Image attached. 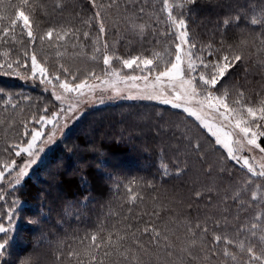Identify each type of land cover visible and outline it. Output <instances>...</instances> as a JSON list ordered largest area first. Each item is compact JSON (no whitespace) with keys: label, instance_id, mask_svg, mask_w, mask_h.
Masks as SVG:
<instances>
[{"label":"trees","instance_id":"16d2710c","mask_svg":"<svg viewBox=\"0 0 264 264\" xmlns=\"http://www.w3.org/2000/svg\"><path fill=\"white\" fill-rule=\"evenodd\" d=\"M30 3L33 7L23 10L32 13L37 37L48 29L80 30L77 48L68 47L65 52L61 46L59 51L65 54L60 57L56 55L57 48L50 46L57 43L55 33L51 42L31 46L53 74L58 61L62 63L66 56L76 52L91 56V40L97 36L98 21H92V27L83 23L97 11L89 0H30ZM57 3L63 7H57ZM103 3L113 6L103 12L107 35L100 38V44L106 39L111 46L120 39L116 43L129 47L131 51L126 53L129 55H141L142 51L149 55L172 46L173 37L164 36L171 28L162 10L163 0H103ZM19 5L20 0H0V16L4 17L0 26L8 24V17L15 18ZM141 8L145 10L143 13ZM176 11L180 14L181 10ZM125 15L134 16L136 24L147 26L143 38L129 28L123 19ZM184 17L190 38L198 48L213 44L216 55L208 57L205 52L206 59L215 60L240 45L244 59L225 77L231 101L239 91L244 92L251 104L264 100V0H197L188 6ZM229 18L231 22L225 26L224 20ZM253 19L258 22L253 24ZM84 31H89L91 39H83ZM15 35L17 43L0 41V64L22 58L24 49L30 47L22 21H17ZM21 39L24 44L19 43ZM241 41L246 43L241 45ZM193 52L201 54L196 49ZM29 71L16 65L13 69H0V145L8 150L14 144L8 139L10 130H23L27 125L26 130L31 131L39 117L51 115L55 107L50 102V93L41 84L31 82ZM126 107H106L86 115L75 124L61 147L8 194L4 201H16L13 207L20 223L13 234L0 235V242L7 241L0 264H89L90 251L95 255V264L101 261L103 264H183L182 230L192 220L182 218L192 214L197 218V211L187 215L186 198L181 194L188 171L180 175L176 172L183 165L189 166L194 158L177 156L166 139L154 132L142 134L143 126L135 122L141 111ZM125 111L128 113L123 114ZM260 143L264 146V138ZM2 157L8 161L7 155ZM4 165L6 162L0 161V166ZM132 197H136L135 201ZM0 208L4 212L5 206ZM129 226L132 231L140 229L137 237L142 248L130 235L119 242V247L108 245L109 235L116 244L119 236L128 233ZM145 226H155L167 239H152L143 233ZM93 234L104 247L89 249Z\"/></svg>","mask_w":264,"mask_h":264},{"label":"snow or ice","instance_id":"6c2138e0","mask_svg":"<svg viewBox=\"0 0 264 264\" xmlns=\"http://www.w3.org/2000/svg\"><path fill=\"white\" fill-rule=\"evenodd\" d=\"M197 3V0H178V3L170 4L169 0H163V11H167V23L173 31L165 33L174 37L175 49L172 53V57L165 59L166 50L164 53L160 51H153L151 57L142 56V55H133L127 58H121L120 56L115 55L110 51V45L107 43L106 39L104 40L102 46L100 44V38L106 37L107 27L104 22L103 12L107 8H111L113 3L105 5L103 0L100 3H97V0H89V4L92 8L97 9L89 19L83 21L84 24H87L89 27H92V21H98V33L95 39L91 40L93 45V54L90 56V59L95 61L97 59V54H100L103 64L108 66L110 73L106 72L105 75H111L116 78L115 82L110 80H104L100 76H97L95 72H89L88 77L94 80H100L101 85H109L116 96H121V89L115 87V83H123L128 89H135V94H132L131 91L127 95L121 96V98L127 99H145V100H156L162 104H170L173 108L182 109L183 112L187 113L189 116L194 117L200 124L215 137V143L221 145L227 151V158L235 161L237 164L243 161V166L247 168L248 172L253 175H259L264 177V163L259 165L260 171L257 172L255 167L250 163L248 157H240L236 155L235 145H240L239 150H244V147H247L248 151L258 150L260 153H264V146L258 142L259 138L264 137V100L259 101L256 104L249 103L244 96L243 91H239L237 98L229 102L230 97V88L227 87V81L225 77L230 72V70L235 67V65L241 62L244 59L243 51L239 50L240 45H237L236 49H229L228 54H222L217 56L215 60L206 59L203 53H207L208 57L216 55L213 51V44H208L205 48H198L196 43H193L190 38V31L186 23V18L184 13L188 11V6L194 5ZM33 5L30 3V0H20V5L18 6V11L15 12V18L8 17V24L0 26V41L8 44L17 43V38L15 35V27L17 21H22L23 31L27 36V44L30 47H26L22 53V58H16L14 60L6 61V64H0V69H13V66L16 65L20 68H29L31 78L35 79L39 77V82L41 84L51 85L53 89L59 87L62 89V93L57 95L53 91V95L56 100L69 99L72 102L69 104L67 112L64 108H60L59 112L54 113L53 116L55 119L59 120L61 114L68 115L73 111L74 105H78L81 100L83 102H90L95 96L94 89L100 87L99 85L89 84L88 78L79 79L78 72H73L65 64L58 61V68L53 74L52 71L46 66V62H42L38 59L35 47H31L39 43L43 45L45 41L51 42L55 33L57 43L51 45L57 48L56 55L57 57L63 56L67 51L68 47L73 49L77 48L80 36L78 35L79 29H61L56 31L55 29H48L43 34L37 35L34 32V22L32 20V13L25 12L24 8H32ZM57 7H63L61 3H57ZM173 7L180 9V14H173ZM144 8L140 9V12L143 13ZM4 19L3 16H0V21ZM125 21L128 22L129 28L135 32L141 38L144 37L146 32V25L136 24L134 16L125 15L123 17ZM231 22V18L224 20V25L227 26ZM253 24H256L258 21L253 19L251 21ZM118 23V22H117ZM11 33V35H10ZM84 40H89L90 34L89 31H84L82 33ZM68 37H72V40H67ZM75 41V42H73ZM20 44H24L23 39L19 40ZM246 43L241 41V45ZM223 44V40L221 41ZM63 46L65 52L59 51V48ZM193 49H196L200 52V55H196L193 52ZM79 55V53H77ZM113 60L120 61L123 68L139 70L141 75H121V72L117 70L112 62ZM30 61V65L28 63ZM69 77L71 78L69 80ZM79 80V82L73 83L74 81ZM144 81V86H139L136 82ZM223 81V83H222ZM132 82V83H129ZM219 85V87H218ZM88 88V92L84 91L85 88ZM101 91H106L107 89L101 88ZM66 94H78V98L75 100L72 99L70 95ZM100 102H103V98L100 99ZM194 103L197 107H189V104ZM15 107V105H12ZM47 112V109H44ZM207 111L208 113H215L217 118L222 122H227L225 125L221 123L219 127H214L213 124L208 123L206 118L202 113ZM250 120L245 118V114ZM45 122L52 123L47 116H40L37 123ZM225 127H231L233 132H236L234 137L233 132L224 131ZM27 128V125H25ZM256 129V130H254ZM24 137H30V139H25L22 143L26 146H21V143L10 144L9 148L15 152V156L19 157L21 153H27L29 159L27 163L20 166L18 172L16 173V178L14 183L19 184L20 179L27 175V169L34 164L35 153L37 148V142L40 140L44 133L38 129L33 128L31 132L25 131L23 133ZM55 132H51L47 137L45 142L53 139ZM197 151L200 150V145L197 143L192 145ZM39 151H43V148H40ZM254 159V157H253ZM264 160V156L261 157ZM16 166V161L11 160L10 164L5 167L10 171L13 167ZM165 171L167 168L165 166ZM181 170L178 169L176 175H180ZM5 178V172L0 170V180ZM207 191H212L211 188L206 189ZM196 197L199 198L201 193L196 192ZM240 193L237 192L236 196H239ZM253 200L257 199V194L253 192L251 194ZM135 201L136 197L131 198ZM211 207V205H209ZM11 219V217H10ZM257 220L260 219L259 216L256 217ZM257 224H252L251 228H257ZM195 228H201L200 224H196ZM8 228H6L2 223H0V233H6ZM140 229L136 228L135 231L131 230L129 226V231L126 235L119 236L116 244H113L112 237L109 235L107 243L113 247H119V242L124 241L130 235L133 242L137 243L138 247L142 248L143 245L139 243L137 232ZM187 231L192 234L193 239L191 240V245L195 246L197 241L195 237L197 233L193 230L192 226L187 227ZM202 233L207 234L208 228L203 227L201 229ZM143 233L148 234L152 239L159 241L160 239H167V237L162 236V233L158 231L155 226L149 228L145 226L143 228ZM255 236V232H253ZM2 239V238H0ZM203 241L204 237H200ZM215 244L224 245H233L238 246L241 250H245L244 244L240 243L236 245V242L230 239L227 235L215 234L213 233L212 237ZM261 242L264 243V235L260 237ZM91 243L89 244V249L98 250L105 245L98 242V236L93 234L90 237ZM7 241L0 242V256H3L4 250L6 248ZM248 254V260L246 264H253V262H259V264H264V250L261 254H257L254 246L249 245L246 249ZM105 255H109L108 252H105ZM120 255L123 256L124 252H120ZM223 255L225 257H230L232 261L237 260V255L234 252H231L228 247L223 249ZM89 264H95V255L90 251L89 253ZM103 264V261L100 262Z\"/></svg>","mask_w":264,"mask_h":264},{"label":"rangeland","instance_id":"374dc122","mask_svg":"<svg viewBox=\"0 0 264 264\" xmlns=\"http://www.w3.org/2000/svg\"><path fill=\"white\" fill-rule=\"evenodd\" d=\"M169 3L175 4L178 3V0H169ZM176 10L179 9L173 7V14L178 16L179 13ZM165 12L167 14V11ZM171 31H173V29H171ZM164 36L166 38L165 34ZM104 38L106 37H102V39ZM119 40L120 39H117L116 41L119 42ZM171 40L172 43L170 44L173 47H166L165 59L174 58L172 57V53L175 49V43L178 41H175L174 37L171 38ZM116 41L110 46V51L112 53L120 56L122 59L133 56L126 54L131 51L129 47L119 46ZM158 51L162 53L165 52V50ZM142 52L141 55L147 57H151L153 53L152 51L147 55L144 53L145 51ZM77 53L78 52L66 56L62 60V63L73 72H78L79 79L88 78L89 84L99 85L100 87L94 89L95 96L92 101L83 102L81 100L78 105H74L71 113L68 115L61 114L59 120L55 119L53 114L59 112L60 108H64L65 112H67L69 104L72 101L67 98L59 101L56 100L53 91L59 95L62 93V89L59 87L53 89L51 85L41 84L39 82V77L33 79L31 78L30 71L27 73L31 82L34 81L41 84L45 91L50 93V102L55 105V107H52L53 110L51 115L49 114L47 116L52 123H36L35 129L44 133V136L37 142L34 157L36 162L27 169V175L20 179L19 184L14 183L16 173L20 166H23V164L27 163V161L32 158L29 157L27 153H21V155L17 157L14 151L12 152V150L6 149L5 145H0V154L7 155L8 158L7 161L0 155V161L2 163L6 162L7 165L10 164L11 160L16 161V166L10 171L5 167L6 165L0 166V170L5 172V178L0 180V205L5 206V209H3L4 212H2L0 208V223L8 228L6 233H0V235L13 234L15 231L14 229H17L20 223V217L16 216V209L13 207L16 201H14V199H11L10 202L4 201L9 198L8 194L21 186L24 180L31 176L35 169L40 166L52 152L61 147L66 136L74 128L75 124L95 110L127 105L124 109L131 111L134 109L133 107H137L136 110L141 111L135 117L136 125L143 126L141 133L143 132L149 135L154 132L157 136L166 139L168 145H170V149H174L173 151H176L177 156L180 154L186 157L192 155L194 158V160H190L189 166L186 165V167H184L183 165V168L180 169L183 174L188 171L186 175L187 182H183L187 185L182 184L184 190H181V194L184 195L183 199L186 198V213L188 215L191 214L190 211L192 210L197 211V218L194 214H192L191 217L188 215L189 217L182 218L184 221L187 219L192 220L187 226H183L182 230V263L246 264L249 258L246 249L250 244L254 246L257 254H261L262 250H264V243H262L260 239V237L264 235V177L253 175L248 172L247 168L243 166L242 160L241 163L237 164L235 161L228 159L226 149L215 143V137L212 136L199 121L183 112L182 109L173 108L170 104H162L156 100L121 98V96L127 95L129 91L135 94L136 90L128 89L123 83L119 82L115 83V87L122 90L121 96H116L109 85H101L100 80H94L88 77L89 72H95L96 75L100 76L102 79L115 82V77L110 74L105 75L106 72L110 73V69L103 64L100 54H97V59L93 61L90 59V56H85L83 53L77 55ZM121 53H123V55H120ZM92 54L93 48L91 55ZM112 64L121 72V75H141L140 71L135 69V66L133 69L123 68L120 61L117 60H113ZM70 79L69 77V80ZM76 82H79V80L73 83ZM136 83L141 87L144 86V81H137ZM101 88L107 90L101 91ZM84 91L87 93L88 88L86 87ZM67 95H70L73 100L78 98V94H66V96ZM101 98H103L102 103L100 102ZM230 101L231 98L229 97V102ZM188 106L197 107L194 103ZM126 113L128 112H123V114ZM202 115H204L206 121L213 124L214 127H219L221 123L227 124V122H222L218 119L215 113H208L205 111ZM244 115L245 118L251 119L246 116V113ZM21 130H19V128L10 130L8 139H11L14 144L24 141L25 137L23 133L28 131V129L26 130V128H24L22 131ZM224 131L233 132V129L231 127H225ZM51 132H55L53 139L45 142L46 137ZM236 132H238V130L233 132L234 137ZM262 138L264 137L259 138V143ZM197 143L201 146L199 151L192 147V145ZM21 146L26 145L22 144ZM240 147V145L234 146L236 155L248 157L250 163L255 167L256 171L259 172V165L264 163V160L261 159L264 153H260L258 150L248 151L246 146L244 150L241 151L239 150ZM40 148H43V151H39ZM208 188H211L212 191H207L206 189ZM196 192L201 193L199 198L196 197ZM237 192L240 193L239 196H236ZM253 192L257 194V199L255 200L251 198ZM209 205H211V207H209ZM257 216L260 217L259 220L256 219ZM254 223L257 224L258 227L252 229L251 225ZM196 224H200L201 228L198 229L193 227V225ZM188 226H192L193 230L197 233L195 237L197 243L195 246L191 245L193 236L187 231ZM203 227L208 228L207 234L202 233L201 229ZM253 232H255V236H253ZM213 233L227 235L236 242V245L243 243L245 250H241L238 246L224 245L223 243L215 244L212 239ZM201 236L204 237L203 241L200 239ZM225 247H228L231 252L237 255L236 261H232L230 257H225L223 255V249ZM253 264H259V262H253Z\"/></svg>","mask_w":264,"mask_h":264}]
</instances>
